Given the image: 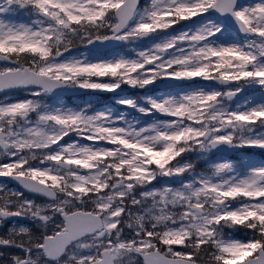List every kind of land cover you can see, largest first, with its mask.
Returning <instances> with one entry per match:
<instances>
[{"label": "snow or ice", "instance_id": "6c2138e0", "mask_svg": "<svg viewBox=\"0 0 264 264\" xmlns=\"http://www.w3.org/2000/svg\"><path fill=\"white\" fill-rule=\"evenodd\" d=\"M0 178V264H264V0H0Z\"/></svg>", "mask_w": 264, "mask_h": 264}, {"label": "rangeland", "instance_id": "374dc122", "mask_svg": "<svg viewBox=\"0 0 264 264\" xmlns=\"http://www.w3.org/2000/svg\"><path fill=\"white\" fill-rule=\"evenodd\" d=\"M111 95H113V94H110V95H104V98L105 97H107V98H105V100H106V102L105 103H103V104H106V105H108V106H115V101L114 100H111V99H109V96H111ZM73 101V100H72ZM72 101H68L67 100V102L69 103V102H72ZM250 151H248V153H249ZM247 152L245 153V151L242 153V155H240L239 157H237L236 159H241L242 157H244L245 155H247L248 154ZM249 162H251V163H258V162H260V160H259V158L258 157H256V156H250L249 157Z\"/></svg>", "mask_w": 264, "mask_h": 264}, {"label": "flooded vegetation", "instance_id": "af4514ba", "mask_svg": "<svg viewBox=\"0 0 264 264\" xmlns=\"http://www.w3.org/2000/svg\"><path fill=\"white\" fill-rule=\"evenodd\" d=\"M8 183L9 186H14V184L10 183L9 181H6V179L4 178L2 181H0V183ZM13 220H16V218H12L8 221L5 222V224L3 225V227H0V231L4 230L9 224H11L13 222ZM17 223H19V221H17Z\"/></svg>", "mask_w": 264, "mask_h": 264}, {"label": "water", "instance_id": "95a60500", "mask_svg": "<svg viewBox=\"0 0 264 264\" xmlns=\"http://www.w3.org/2000/svg\"><path fill=\"white\" fill-rule=\"evenodd\" d=\"M69 94H74V93H69ZM235 151V150H234ZM220 152L222 153V154H224V155H228V154H230V153H232L233 151H229V150H227V149H220Z\"/></svg>", "mask_w": 264, "mask_h": 264}]
</instances>
